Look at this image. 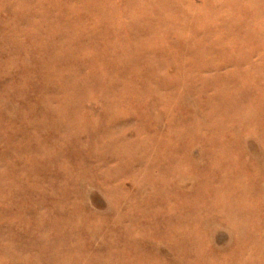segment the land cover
Masks as SVG:
<instances>
[{
  "label": "rangeland",
  "instance_id": "rangeland-1",
  "mask_svg": "<svg viewBox=\"0 0 264 264\" xmlns=\"http://www.w3.org/2000/svg\"><path fill=\"white\" fill-rule=\"evenodd\" d=\"M0 264H264V0H0Z\"/></svg>",
  "mask_w": 264,
  "mask_h": 264
}]
</instances>
